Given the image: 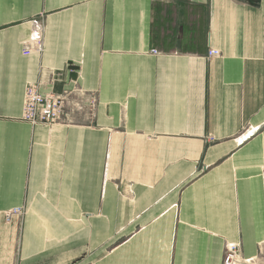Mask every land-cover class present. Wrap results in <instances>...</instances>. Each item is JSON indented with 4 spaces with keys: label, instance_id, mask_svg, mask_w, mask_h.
Wrapping results in <instances>:
<instances>
[{
    "label": "crops",
    "instance_id": "1",
    "mask_svg": "<svg viewBox=\"0 0 264 264\" xmlns=\"http://www.w3.org/2000/svg\"><path fill=\"white\" fill-rule=\"evenodd\" d=\"M30 83L71 93L73 123L21 121ZM227 244L264 264V0H0V264H223Z\"/></svg>",
    "mask_w": 264,
    "mask_h": 264
},
{
    "label": "built area",
    "instance_id": "2",
    "mask_svg": "<svg viewBox=\"0 0 264 264\" xmlns=\"http://www.w3.org/2000/svg\"><path fill=\"white\" fill-rule=\"evenodd\" d=\"M43 19L42 16L35 22ZM42 31L38 23L35 32L32 33L28 41L23 43L21 53L24 56L40 53L42 50ZM158 54L156 50L152 51ZM208 59L220 57V52L215 49H210L207 52ZM41 86L38 83H30L24 90L23 107L21 113V121L30 124L31 126L43 125L47 127L57 125H70L73 123L69 115V97L71 93L57 94L54 92L40 91ZM95 97L91 96L85 106L93 108L95 106ZM76 105L75 107H79ZM11 216H16L21 219L23 216L22 209H14L6 216V222L9 223ZM244 261L240 254V246L238 244H227L224 249L223 264H248Z\"/></svg>",
    "mask_w": 264,
    "mask_h": 264
}]
</instances>
